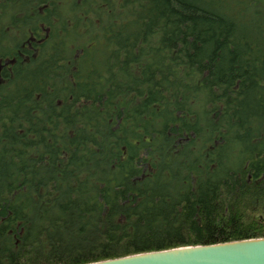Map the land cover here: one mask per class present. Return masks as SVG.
Instances as JSON below:
<instances>
[{
    "label": "trees",
    "instance_id": "obj_1",
    "mask_svg": "<svg viewBox=\"0 0 264 264\" xmlns=\"http://www.w3.org/2000/svg\"><path fill=\"white\" fill-rule=\"evenodd\" d=\"M264 237V0H0V264Z\"/></svg>",
    "mask_w": 264,
    "mask_h": 264
},
{
    "label": "water",
    "instance_id": "obj_2",
    "mask_svg": "<svg viewBox=\"0 0 264 264\" xmlns=\"http://www.w3.org/2000/svg\"><path fill=\"white\" fill-rule=\"evenodd\" d=\"M81 264H264V237L137 252Z\"/></svg>",
    "mask_w": 264,
    "mask_h": 264
}]
</instances>
